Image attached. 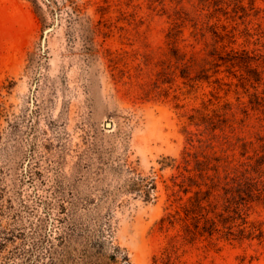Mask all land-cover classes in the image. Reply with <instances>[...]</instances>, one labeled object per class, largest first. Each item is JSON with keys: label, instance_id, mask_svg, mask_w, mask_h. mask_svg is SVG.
Wrapping results in <instances>:
<instances>
[{"label": "rangeland", "instance_id": "374dc122", "mask_svg": "<svg viewBox=\"0 0 264 264\" xmlns=\"http://www.w3.org/2000/svg\"><path fill=\"white\" fill-rule=\"evenodd\" d=\"M214 1L0 0V208L51 226L63 205L129 264H264L261 202L246 212V230L259 229L252 237L185 240L194 222L182 207L196 188L185 195L179 186L191 175L183 153L219 157L212 164L224 177L264 144V116L248 105L254 89L215 67L213 52L263 49L254 42L264 41V0L251 10L243 0V19ZM214 31L232 32L235 43L217 42ZM216 113L227 124L212 133L202 122L220 124ZM189 132L215 135L213 150L198 149ZM237 138L248 144L244 156Z\"/></svg>", "mask_w": 264, "mask_h": 264}, {"label": "trees", "instance_id": "16d2710c", "mask_svg": "<svg viewBox=\"0 0 264 264\" xmlns=\"http://www.w3.org/2000/svg\"><path fill=\"white\" fill-rule=\"evenodd\" d=\"M248 1L249 10H251L254 0ZM213 4L218 6V11L223 15H227V9L230 7L235 14L242 13L239 19L248 17V9L242 5L243 0H216ZM224 5L225 8L221 9ZM212 33L217 42L222 43L227 38L229 44L235 43V36L232 32L224 35L215 31ZM244 35L247 39L246 43L250 41L248 38H253L248 29H245ZM261 38L264 39V36ZM254 43L263 49L252 51L245 48L227 49L225 44L220 47V51L214 48L213 52H218L215 67L225 66L231 70L244 90H247V86L253 88L255 92L249 94V108L264 116V90L260 94L257 93V89L264 86V52H262L264 41L258 38ZM235 71L239 73L238 76L234 74ZM214 116L220 119V124H215L212 117L205 116L203 118L205 121L202 122L205 129L212 133L216 130L223 131L227 120L220 118L218 113ZM194 125L199 127L202 124L194 123ZM187 134L191 143H198V149L213 150L215 135L206 138L204 132ZM237 141L241 143L243 156L246 155L248 144L240 138H237ZM259 141L263 142L264 139L261 138ZM259 150L260 155L254 151L253 156H248L245 162L234 167L230 173L225 172L224 177H220L218 165L212 164V161L220 163L219 157L202 155L200 159L197 153L190 154L188 151L183 153L185 171L191 175L184 176L179 186L182 187L185 195L189 194L193 187L196 188L193 197H188V206L182 207L185 214L182 219L185 222L188 220L194 222L191 229L189 224H185L187 234L185 240L188 237L203 235V233H207L209 237L216 234L219 238L226 240H243L252 237L254 231H259L255 226H251L247 231L244 226L247 224L246 212L249 204L254 201L264 204V144L259 146ZM190 157L193 158L194 163V168L191 170L187 169ZM202 187L206 190L204 191ZM204 202L211 208V213H215V217L223 221L224 232L218 228L213 218L203 213L204 211L210 212L206 210ZM57 209V213L64 214V216L58 217L49 226L43 219L24 221L20 215H7L6 211L0 208V264H129V259L118 247L112 248L111 253H106L109 237L99 236L91 240L82 226L72 220L65 206L59 205ZM217 210H220L218 214ZM169 217L168 222L172 224L173 221ZM237 220L241 221L237 227H244L233 230L236 227L233 223ZM201 221L203 225L200 227ZM165 262L169 264V257Z\"/></svg>", "mask_w": 264, "mask_h": 264}]
</instances>
